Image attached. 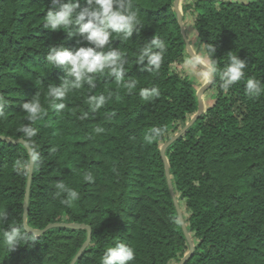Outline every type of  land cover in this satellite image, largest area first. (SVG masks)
I'll list each match as a JSON object with an SVG mask.
<instances>
[{
    "label": "trees",
    "instance_id": "obj_1",
    "mask_svg": "<svg viewBox=\"0 0 264 264\" xmlns=\"http://www.w3.org/2000/svg\"><path fill=\"white\" fill-rule=\"evenodd\" d=\"M175 0H0V264H177L161 147L197 113ZM211 105L166 151L194 251L264 264V0H180ZM190 58V57H189ZM204 92V93H205Z\"/></svg>",
    "mask_w": 264,
    "mask_h": 264
},
{
    "label": "water",
    "instance_id": "obj_2",
    "mask_svg": "<svg viewBox=\"0 0 264 264\" xmlns=\"http://www.w3.org/2000/svg\"><path fill=\"white\" fill-rule=\"evenodd\" d=\"M179 3H180V0H175L174 1V8H175V11H176V15H177V21H178V24H179V27H180V31H181V34H182V37H183V40L185 42V46H186V50H187V53L189 55V57L202 69L204 70L207 74H208V80L205 82V84H203V86H201V88L198 90L197 92V101H198V109H197V113L191 118V120L184 126V128H182L175 136H173L166 144H164L161 149H160V155H161V158L164 162V169H165V176H166V179H167V183H168V187H169V191H170V194H171V197H172V200H173V203H174V206H175V209L177 211V214H178V217H179V220H180V223H181V227H182V231L184 233V236L188 242V245H189V252L177 263V264H184L188 259L189 257L192 255L193 251H194V247H193V244H192V241L190 239V236H189V233L186 229V225H185V222H184V219H183V216H182V212H181V209H180V206H179V203L176 199V196L174 194V191H173V187H172V184H171V178H170V174H169V166H168V162H167V158L165 156V151L167 149V147L172 144L174 141H176L180 136H182L183 133L186 132V130L188 128H190L194 122L201 116V114L203 113L204 111V104H203V101H202V95L203 93L205 92V90L207 88H209L211 86V83H212V80H213V73H212V70L210 67H208L207 65L201 63L197 56L195 55V53L193 52L189 42H188V39L186 37V33H185V29H184V25H183V21H182V15H181V11L179 9ZM0 139L6 141V142H9V143H21V144H24L27 149H28V152L29 154L31 155V151H30V148L29 146L26 144V142L22 139H19L17 141H14V140H10V139H7V138H4V137H0ZM32 165H33V159L31 157V162H30V168H29V176H28V182H27V187H26V192H25V200H24V214H23V220H24V226H25V229L28 231V232H32L33 234L35 235H40L42 233H44L45 231L51 229V228H54V227H64V228H70V229H83V228H86L87 229V239L86 241L84 242V244L81 246L80 250L77 252V254L75 255V257L73 258V260L71 261L70 264H75V262L80 258L81 254L83 253V251L86 249V247L89 245L90 243V239H91V230L89 227L85 226L84 224H81V225H71V224H59V223H56V224H50L48 226H46L44 229L42 230H39V231H32L30 230L26 225H25V218H26V212H27V206H28V195H29V189H30V181H31V174H32Z\"/></svg>",
    "mask_w": 264,
    "mask_h": 264
},
{
    "label": "rangeland",
    "instance_id": "obj_3",
    "mask_svg": "<svg viewBox=\"0 0 264 264\" xmlns=\"http://www.w3.org/2000/svg\"><path fill=\"white\" fill-rule=\"evenodd\" d=\"M221 1H232L236 3H244L251 0H221ZM182 2L190 3V0H182ZM194 12L188 11L184 15V29L186 33V37L188 39V42L197 56L198 60L208 66V61L204 55L203 48L200 44L199 37L197 36V33L193 26V18H194ZM173 69H175L180 76L182 77H188V79L191 80V82L194 84L196 88V92L205 84V82L208 80V74L202 70L191 58H184L183 62H175L173 64ZM213 96L214 93L212 91H208L203 93L202 95V101L204 106L211 105L213 102Z\"/></svg>",
    "mask_w": 264,
    "mask_h": 264
}]
</instances>
